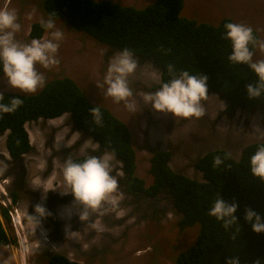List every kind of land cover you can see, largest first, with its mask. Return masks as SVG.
Here are the masks:
<instances>
[{
    "label": "rangeland",
    "instance_id": "1",
    "mask_svg": "<svg viewBox=\"0 0 264 264\" xmlns=\"http://www.w3.org/2000/svg\"><path fill=\"white\" fill-rule=\"evenodd\" d=\"M109 1L141 9L156 0ZM3 10L16 12L21 29L15 33V39L21 44L31 42L33 24L48 19L42 0H0V11ZM182 14L187 19L212 25L229 18L252 27L258 41H264V0H184ZM55 24L64 34L57 57L60 64L50 69L37 64V70L45 76V84L55 78H72L93 103L106 107L127 125L137 154L136 174L147 186L153 180L149 173L150 159L157 150L172 152L170 166L174 171L202 181L195 162L203 155L222 149L237 159L245 146L264 142L256 131V126L264 130V113L253 111L247 115L236 111L228 115L227 103L216 94L203 101L206 115L200 119L175 118L171 113H160L145 105L142 96L160 89V72L150 62L138 58H135L136 72L129 77L131 100L137 105L135 112L123 102L115 103L106 95L104 78L110 60L119 50L73 31L63 19L55 20ZM48 38L50 30H46L42 39ZM259 60H264V52L257 46L253 62ZM12 92L32 95L12 89L0 73V93ZM26 129L32 150L23 157L24 175L18 173L19 167L7 153L6 135L0 136V188L5 192L0 193V209L8 208L11 219L5 224L10 243L0 248V264H47L46 256L51 253L82 264H174L179 253L195 245L199 225L181 229L182 216L166 193L157 198L128 193L121 163L114 156L112 174L119 182L118 195L122 194V199L115 208L105 204L95 211L89 209L87 219L82 221L83 206L75 199L67 200L69 191L63 165L69 158L102 156L106 152L81 133L69 115L29 122ZM13 193L17 195L16 203L11 197ZM37 204L50 215L33 219L32 216H37Z\"/></svg>",
    "mask_w": 264,
    "mask_h": 264
},
{
    "label": "trees",
    "instance_id": "2",
    "mask_svg": "<svg viewBox=\"0 0 264 264\" xmlns=\"http://www.w3.org/2000/svg\"><path fill=\"white\" fill-rule=\"evenodd\" d=\"M47 17L63 19L75 32L122 51L128 49L134 58L150 62L159 72L162 86L172 75L188 71L190 75L207 76L208 94H216L227 103L225 112L250 114L264 113V95L256 100L247 96V86L258 81L247 64L232 63L231 41L225 39L226 23L218 25L183 17L184 0H156L138 9L109 0H42ZM46 29L41 23L33 24L29 39H42ZM258 40V34L254 30ZM251 47V46H250ZM252 48V51H255ZM0 73L2 64H0ZM3 102L9 104L18 97L23 105L15 112L0 118V136L6 135L5 147L17 171L24 175L23 157L32 150L26 124L38 120H53L69 115L76 128L96 142L102 152L113 155L121 163L126 191L132 195L157 198L166 193L176 211L181 214V229L199 225L195 245L179 253L174 264H227L230 257H239L240 264H264V233H256L245 219L246 209H252L264 219V181L251 172V156L264 142L245 146L239 158L226 150H213L195 162L202 174L198 181L174 171L172 152L157 150L150 159L149 173L152 184L139 178L137 154L127 125L109 109L96 105L87 93L70 77L55 78L32 95L5 93ZM99 107L102 120L94 123L91 109ZM219 156L222 163L214 166ZM90 156L76 157L82 163ZM69 201L75 199L68 187ZM222 197L228 204L237 203V223L228 230L223 222L209 215L216 199ZM17 202V195H11ZM8 208L0 209V248L10 243L5 224L11 222ZM47 264H82L68 257L51 253Z\"/></svg>",
    "mask_w": 264,
    "mask_h": 264
},
{
    "label": "clouds",
    "instance_id": "3",
    "mask_svg": "<svg viewBox=\"0 0 264 264\" xmlns=\"http://www.w3.org/2000/svg\"><path fill=\"white\" fill-rule=\"evenodd\" d=\"M28 18L31 19V14ZM41 25L46 30H50V38L33 39L30 43L21 44L15 39V33L21 29L16 12L14 10L0 11L2 72L10 87L23 93L34 94L45 86L46 78L37 70V64L45 69L60 64L57 57L64 34L56 29L55 20L51 15L46 21L42 20ZM224 28V38L230 40L232 44V53L228 59L235 64H247L258 77L256 83L247 86L248 98L256 100L264 95V60L253 62L252 48L258 46L259 50L264 52V41H258L254 36L253 28L244 24L226 23ZM137 67L138 63L134 54L124 49L115 53L110 60L104 78V85H107L106 95L117 104L123 102L125 107L133 112L137 105L131 100L133 92L129 86V77L136 72ZM168 72L172 75V79L163 83L158 91L143 95V103L151 105L157 112L171 113L175 118L204 117L206 110L203 101H206L209 96L208 77L190 75L188 71L177 75L172 65L168 66ZM97 86L103 87V85ZM3 99L4 95L0 93V101ZM22 105L23 100L18 97L12 98L9 104L0 102V118L3 114L15 112ZM91 114L94 117V123L99 125L102 120L99 107L91 109ZM256 131L264 137V130L259 126H256ZM113 159V155L105 153L102 156H90L82 163L74 162L70 158L65 161L63 177L75 201L83 206L84 211L80 214L82 221L87 219L89 209L95 211L105 204L115 208L122 199V194L118 195L119 182L112 174ZM221 163V158L217 156L214 159V166H219ZM250 164L252 174L264 181V145L251 156ZM237 209V203L228 204L220 196L211 207L209 215L222 221L223 227L228 230L237 223ZM35 213L37 216L32 218L36 220H39L38 217L50 215L46 208L39 204L35 206ZM245 219L251 223L256 233H264V219L255 211L246 209ZM227 264H240V259L230 257Z\"/></svg>",
    "mask_w": 264,
    "mask_h": 264
},
{
    "label": "bare ground",
    "instance_id": "4",
    "mask_svg": "<svg viewBox=\"0 0 264 264\" xmlns=\"http://www.w3.org/2000/svg\"><path fill=\"white\" fill-rule=\"evenodd\" d=\"M0 189H1V188H0ZM0 193H5V192H4V190L1 189V190H0ZM35 229H37V231H39V233H41L40 228H39L38 226H36ZM36 233H37V232H36ZM37 236H38V233H37Z\"/></svg>",
    "mask_w": 264,
    "mask_h": 264
}]
</instances>
